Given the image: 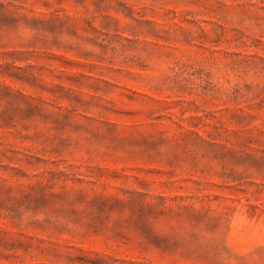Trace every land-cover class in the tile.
Listing matches in <instances>:
<instances>
[{
	"label": "rangeland",
	"instance_id": "374dc122",
	"mask_svg": "<svg viewBox=\"0 0 264 264\" xmlns=\"http://www.w3.org/2000/svg\"><path fill=\"white\" fill-rule=\"evenodd\" d=\"M0 264H264V0H0Z\"/></svg>",
	"mask_w": 264,
	"mask_h": 264
}]
</instances>
